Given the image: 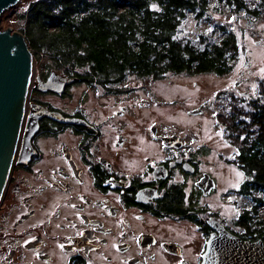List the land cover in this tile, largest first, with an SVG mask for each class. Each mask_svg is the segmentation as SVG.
<instances>
[{"label": "flooded vegetation", "instance_id": "1", "mask_svg": "<svg viewBox=\"0 0 264 264\" xmlns=\"http://www.w3.org/2000/svg\"><path fill=\"white\" fill-rule=\"evenodd\" d=\"M256 2L208 0L216 12L258 17L264 0ZM234 41L225 74L241 60L247 68L252 63L253 50ZM53 72L74 81L39 88ZM86 74L35 64L0 203V264H202L212 236L264 241L261 230L246 228L245 217L223 213V191L214 198L213 142L204 133L208 98L190 109L180 99L158 100L152 89L163 76ZM132 79L141 85H129ZM250 98L238 85L216 95L224 133L222 114Z\"/></svg>", "mask_w": 264, "mask_h": 264}, {"label": "trees", "instance_id": "2", "mask_svg": "<svg viewBox=\"0 0 264 264\" xmlns=\"http://www.w3.org/2000/svg\"><path fill=\"white\" fill-rule=\"evenodd\" d=\"M207 10L208 0H39L27 10L23 33L30 48L49 57L50 68L86 70L92 80L225 74L226 52L235 45L230 33L214 49L178 37L182 24L203 19ZM228 113L226 139L246 175L235 192L249 201L238 216L264 238V105Z\"/></svg>", "mask_w": 264, "mask_h": 264}, {"label": "rangeland", "instance_id": "3", "mask_svg": "<svg viewBox=\"0 0 264 264\" xmlns=\"http://www.w3.org/2000/svg\"><path fill=\"white\" fill-rule=\"evenodd\" d=\"M36 1L39 0H20L17 5L7 10L0 18L1 30L10 29L11 32L25 37L26 34L23 31L26 27V13ZM253 1L258 5L256 0ZM208 7L206 17L198 21L189 20L181 25L178 32L181 42L190 38L193 45L207 47L211 39L225 37V33L229 36L228 33H230L239 44H245L253 50L251 65L248 68L244 67L243 60H241L239 63H234L230 72L224 75L211 72L167 73L155 83L152 90L159 101L171 102L174 99H180L187 102L190 109L199 107L202 96L204 99L208 98L204 133L208 136L206 138L213 142L214 176L218 181V190L214 198L218 200L221 192L225 193L224 200L221 201L223 213L232 219L238 217L240 212L249 205L246 197L235 192L246 179V175L235 164L237 149L226 139L224 130H222L224 126L221 128L217 123L219 104L214 99L218 93H226L233 85H238L242 90L249 92L251 97V103H241L238 105L239 108L249 109L253 104L264 105V47L262 46L264 43V9L261 8V15L257 17L248 12H242L239 15L216 12L211 10L209 4ZM251 7L256 6L251 4ZM256 41L260 42L258 47L255 46ZM29 49L35 60L36 69L37 67L39 70L52 67L45 52H36L30 46ZM131 81L129 85H141V83L136 84L135 79ZM226 113L229 115L228 110L222 114L225 118H227ZM174 117L182 118L185 122V114L182 112L176 111Z\"/></svg>", "mask_w": 264, "mask_h": 264}, {"label": "water", "instance_id": "4", "mask_svg": "<svg viewBox=\"0 0 264 264\" xmlns=\"http://www.w3.org/2000/svg\"><path fill=\"white\" fill-rule=\"evenodd\" d=\"M19 1L0 0V18ZM34 74L35 60L25 37L0 28V203L22 138ZM65 80L74 81L53 72L38 87L53 90L57 83L63 86ZM202 264H264V241L244 242L228 233L220 240L212 236Z\"/></svg>", "mask_w": 264, "mask_h": 264}]
</instances>
